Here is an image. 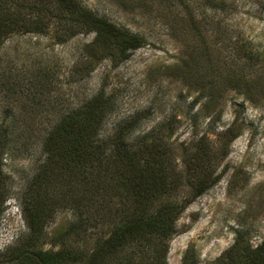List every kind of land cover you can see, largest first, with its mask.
Returning <instances> with one entry per match:
<instances>
[{
  "label": "rangeland",
  "instance_id": "rangeland-1",
  "mask_svg": "<svg viewBox=\"0 0 264 264\" xmlns=\"http://www.w3.org/2000/svg\"><path fill=\"white\" fill-rule=\"evenodd\" d=\"M77 1L142 42L125 55L114 46L108 56L90 60L87 45L95 34L79 28L67 36L65 27L51 19L44 33H13L0 45V80L17 83L10 100L0 93V143L6 141L10 149L0 162L6 180V199L0 207L2 263L39 264L35 256L7 254L23 247L28 235L23 211L41 189L42 180L35 178L45 160L43 141L63 111L97 96L104 106L98 131L101 139L136 119L138 127L120 138L132 147L142 140L157 144L171 160L167 187L143 199L149 207L144 219L165 200L177 210L184 209L173 222L175 235L163 242L166 264H181L188 249L193 251L191 263H212L239 235L251 247L260 245L264 240V0ZM187 57L192 62L189 70ZM42 70L50 77V85L39 96L41 101L35 102L43 112L23 117L21 105L31 104L33 91H37L30 79ZM208 95L212 101L206 103ZM68 140L62 139L65 144ZM199 147L208 152L206 173L212 174L211 179L219 178L191 201L190 185L204 175L185 178L189 164L185 157ZM109 155L108 150L99 152L100 168L88 172L89 185L103 187L97 191L83 188L84 194L88 192L84 198L90 200L96 217L104 208L117 215L86 221L85 226L69 232L79 217L72 208L54 202L52 219H46L31 242L35 253L62 249L74 253L63 264H101L87 258L123 225L121 216L131 201L123 187L130 165L121 164L122 156L112 158L113 165L107 164ZM59 162L56 157L53 165ZM146 163L139 160L140 176L148 172ZM55 174L48 198L55 194V187L60 194L65 192V181H69L67 175ZM59 179L62 183L53 184ZM143 245L140 241L132 247L121 243L117 263L129 264V253L143 250Z\"/></svg>",
  "mask_w": 264,
  "mask_h": 264
},
{
  "label": "trees",
  "instance_id": "trees-1",
  "mask_svg": "<svg viewBox=\"0 0 264 264\" xmlns=\"http://www.w3.org/2000/svg\"><path fill=\"white\" fill-rule=\"evenodd\" d=\"M24 1L27 3H24ZM24 1L0 0V45L13 33H44L50 25L49 20L51 19H55L57 24L65 27V34L67 36L74 34L79 28L95 34L94 39L87 45V57L90 60L108 56L110 49L114 46H117L120 52L125 55L128 51H133L141 45V38L116 27L105 19L97 17L77 0ZM177 5H179L178 2ZM17 6H21L23 9L18 10L16 9ZM23 10L29 13H24ZM193 20L195 22V17ZM195 25L198 24L195 22ZM197 29L199 30L198 26ZM206 48L208 49L207 46ZM233 49L237 52L236 46ZM233 58V61L237 63V53H235ZM188 59L190 58L187 57V62H185L187 63L185 64L187 70H189L188 66L192 64ZM217 65L219 66V61H217ZM45 73L46 71L42 70L40 74H35L30 79L31 86L37 91L32 90L31 104L21 105L20 115L23 117L29 116V118H33L43 112L40 104L35 102L41 101L39 96L43 95L50 85V77L45 75ZM16 88L17 83L15 81H11L10 79L0 80V93L6 95L4 98H9L8 100H10L11 95L13 93L16 94L14 92ZM211 101L212 99L208 95L206 103ZM103 107L100 103V97H93L76 109L63 111L59 121L51 127L42 144V153L45 156V160L35 178L36 181L42 180L41 185L39 184L41 189L37 190L35 197L31 199L32 203H27L23 211L28 235L24 240L25 243H22L23 247L12 250L7 254V257H13L14 255H19L21 258L33 257L36 259L35 257H38L39 264H63L71 254H74L62 249L49 252L38 251L35 253L30 247L33 243L32 241L36 239L37 232H41L45 227L46 219L49 217L52 219V214H54L56 209L53 205L54 202L58 201L62 203H59L60 205L72 208L76 212V216L79 217V220L70 226L69 232H71V229H79L80 226H85L86 221L94 219L97 222L102 218H114L117 215L115 214L116 211L110 215L107 212L108 209L104 208L101 209V211L103 210L102 215L96 217L94 209L93 213H91L90 206L92 205H90V200L84 198V195H88V192L84 194L83 188L87 191L89 189L90 191H97L103 187L89 185L88 175L91 173L88 172L90 170L93 172L98 171L97 168L99 169L101 164L98 160L99 152L108 150L110 155L105 157L107 164L113 165L111 159L118 160L122 156L121 164L125 165L127 163L128 166L130 165V174H127L123 187L127 191V195L131 201L123 216L120 215L124 220L123 225L114 229L110 238L97 247V251L95 250L87 260L90 263L97 260L101 264H120L117 263L116 256H119L123 251L121 243L132 247L136 241H140L144 243L143 250L130 252L129 264H166L167 245L163 244V242L167 237L175 235L173 222H175L184 209L181 207L177 210V206H171L170 202L165 200V203L161 207H158L151 217L144 219V212L149 207L147 203L143 202V199L167 187L166 183L169 174L167 164H171V160L166 159V154L161 152L162 147L158 145L160 148H157V144H146L142 140L138 143V146L132 147L126 145L125 139L120 138L123 134L127 136L131 135L130 133L138 127L139 123H137L136 119H132L119 127V130L111 137L101 139L98 136V131L100 130ZM50 111L53 112L54 109H50ZM27 121H30L27 122L28 124L33 123L32 120ZM25 127L27 128L29 125H25ZM63 137H69L66 144L62 141ZM203 138H200V141ZM9 150L6 141L0 143V162L8 154ZM207 153L205 148L199 147L196 148L194 153L189 155L190 157L188 155L185 157L189 161L184 174L185 178L192 177L196 173L204 175L194 185H190L192 190L190 193L191 201L206 192L219 178L215 177L211 179L212 174H208L205 171L204 164L207 160ZM56 157L60 162L53 165ZM139 160L147 162L146 168L148 172L146 174L142 173V176L139 175L140 173L138 174L140 171L138 167ZM52 166L56 168L52 169ZM56 172L58 175H67L69 181H65L63 188L65 192L60 194L57 191V187L54 186L56 189L55 194H51L50 198H48L47 194L53 187L51 178H53V175H56ZM49 173L52 175L49 176ZM135 175L140 177H136ZM62 179L64 180V178ZM62 179L53 181V184L57 185L60 181L62 183ZM5 181L0 164V207L6 199ZM59 204L57 206H60ZM38 236L37 234L36 237ZM137 237H141L145 241ZM243 238L239 235L231 247L217 260L209 264H264V240L260 245L251 247ZM99 253L100 260L98 259ZM192 254V249H188L181 264H196V262L191 263L190 261V258L193 256ZM137 255L140 256L135 258ZM0 264H3L1 257Z\"/></svg>",
  "mask_w": 264,
  "mask_h": 264
}]
</instances>
